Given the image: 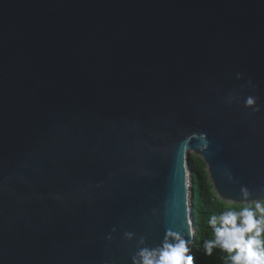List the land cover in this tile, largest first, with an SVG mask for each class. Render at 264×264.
<instances>
[{
    "label": "water",
    "instance_id": "obj_1",
    "mask_svg": "<svg viewBox=\"0 0 264 264\" xmlns=\"http://www.w3.org/2000/svg\"><path fill=\"white\" fill-rule=\"evenodd\" d=\"M191 155L264 202V0H0V264L190 247Z\"/></svg>",
    "mask_w": 264,
    "mask_h": 264
},
{
    "label": "clouds",
    "instance_id": "obj_2",
    "mask_svg": "<svg viewBox=\"0 0 264 264\" xmlns=\"http://www.w3.org/2000/svg\"><path fill=\"white\" fill-rule=\"evenodd\" d=\"M236 78L240 79L239 73ZM246 103L253 105L255 100L249 97ZM225 207L229 210L212 215L209 220L214 238L204 242L205 254L211 256L213 249L219 248L228 254L230 264H264V202L257 201L254 208L243 207L240 211ZM168 235L173 237V242H166L158 249H140L132 258L133 264H193L192 256L187 255L188 241L178 234ZM107 238L112 239L111 235Z\"/></svg>",
    "mask_w": 264,
    "mask_h": 264
},
{
    "label": "trees",
    "instance_id": "obj_3",
    "mask_svg": "<svg viewBox=\"0 0 264 264\" xmlns=\"http://www.w3.org/2000/svg\"><path fill=\"white\" fill-rule=\"evenodd\" d=\"M190 165L193 169L192 210L196 232L187 255L192 256L193 264H230L228 254L219 248H214L211 256L205 254L204 242L214 238L209 220L212 215L229 210L225 205L231 210L240 211L243 207L254 208L255 203L236 204L220 199L215 193L202 159L191 155Z\"/></svg>",
    "mask_w": 264,
    "mask_h": 264
}]
</instances>
